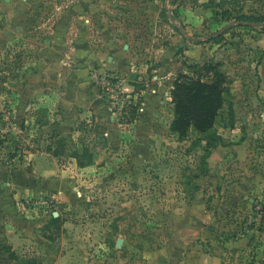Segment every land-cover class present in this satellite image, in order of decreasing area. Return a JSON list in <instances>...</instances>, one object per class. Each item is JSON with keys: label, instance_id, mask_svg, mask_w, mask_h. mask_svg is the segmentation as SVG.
<instances>
[{"label": "rangeland", "instance_id": "1", "mask_svg": "<svg viewBox=\"0 0 264 264\" xmlns=\"http://www.w3.org/2000/svg\"><path fill=\"white\" fill-rule=\"evenodd\" d=\"M0 2V264H159L205 244L207 142L236 124L232 67L261 80L264 53L240 47L264 31V0ZM208 63L225 106L180 141L173 83Z\"/></svg>", "mask_w": 264, "mask_h": 264}, {"label": "crops", "instance_id": "2", "mask_svg": "<svg viewBox=\"0 0 264 264\" xmlns=\"http://www.w3.org/2000/svg\"><path fill=\"white\" fill-rule=\"evenodd\" d=\"M242 41L240 48L254 50L250 59L264 53L261 29L251 38L243 35ZM232 68L231 114L236 124L228 132L217 133L226 144L214 149L205 177L211 185L209 196L217 199V204L209 211L211 216L201 218L200 226L209 227L211 232L204 236L205 244L196 243L184 250L179 260L171 261L169 251L162 260L156 256L159 264H264V221L260 225L261 216L255 212L264 206V63L258 66V82L250 70L239 65ZM241 74L247 78L240 79ZM228 214H236L238 221L229 222ZM245 216L250 220L245 222Z\"/></svg>", "mask_w": 264, "mask_h": 264}, {"label": "trees", "instance_id": "3", "mask_svg": "<svg viewBox=\"0 0 264 264\" xmlns=\"http://www.w3.org/2000/svg\"><path fill=\"white\" fill-rule=\"evenodd\" d=\"M193 69L192 74L180 73L171 91L173 121L170 132L180 141L187 140L191 132L209 135L226 102L227 78L221 71V65L208 63ZM217 142H223V139L218 136L210 138L207 142L208 149L216 148ZM63 149L61 146V151H54V156L59 157ZM73 156L80 167L87 166L85 159L93 157L87 148L81 153H73ZM58 221L59 219H53L52 223L55 225Z\"/></svg>", "mask_w": 264, "mask_h": 264}, {"label": "built area", "instance_id": "4", "mask_svg": "<svg viewBox=\"0 0 264 264\" xmlns=\"http://www.w3.org/2000/svg\"><path fill=\"white\" fill-rule=\"evenodd\" d=\"M257 212H258V215H262V213H263V211H262V209H261V207H259V208H257V210H256Z\"/></svg>", "mask_w": 264, "mask_h": 264}]
</instances>
